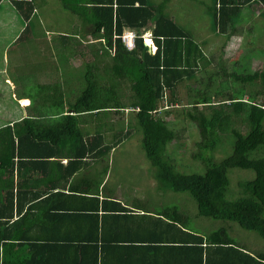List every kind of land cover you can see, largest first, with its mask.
Returning <instances> with one entry per match:
<instances>
[{"label": "trees", "instance_id": "obj_1", "mask_svg": "<svg viewBox=\"0 0 264 264\" xmlns=\"http://www.w3.org/2000/svg\"><path fill=\"white\" fill-rule=\"evenodd\" d=\"M220 1L219 15H215L211 22L213 30L224 33L229 40L240 18L241 8L251 0H238L237 5L232 7H228L225 0ZM260 1L264 4V0ZM13 2L15 7H24L27 12H33L34 2ZM117 2L67 0L71 13L69 23L78 22L79 36L73 32L62 34L61 59L76 54L70 48L77 45L84 47L89 36V30L85 32L84 28L91 26L93 37L101 46H107L113 63L103 66L98 62L85 64L82 74L72 75L68 79L69 82L76 83L75 88L65 84L61 89V86L56 84L38 89L41 101L45 102L44 106L53 101L57 104L55 112L50 108L37 114L28 110L27 117L15 122L13 128L10 125L6 128L8 136L6 139L4 137V144L0 147V191L8 192L6 201L0 202L3 204L0 206V264H85L88 258L92 257L94 261L98 257L97 253L107 251L112 240L107 238L108 230L105 227L102 231L106 216L104 214L102 219L103 213L98 215V209L104 207V212H107L106 207L112 205L119 209V203L100 201L98 193L76 196L59 191L56 194L49 193L46 197L41 192L29 190L30 185L25 183L22 174L28 168L35 170L42 164L41 167L54 166V174L65 173V178H69L79 171L88 154L94 157H108L115 147L114 144H120L131 132L126 129L124 136L117 135L116 132L113 136L117 141L103 144V133L98 132L101 126L99 125L97 132L92 136L85 123L89 116L94 118L100 115V112H104L108 117L112 112H122L126 109L120 102V82L125 80H130L133 92L132 108L136 111L134 129L143 134L142 145L146 158L158 167L154 172L155 180L162 185V189L158 190L188 193L197 204L199 216L221 220V228L210 234L207 242L194 235V243H197L201 257L204 253H225V258L217 261L227 264L236 260L227 257L240 254V261L251 260L256 264H263L264 252H257L258 258L244 253L247 249L239 246L242 244L225 229H234L233 224L237 223L241 229L254 232L264 240V70L255 71L251 68L250 61V74L232 76L234 72L230 75L226 73L223 60L219 59L218 66L222 68L223 76H229L230 81L227 79L220 83H217V80L215 83L213 80L208 82L207 76L200 80L197 72L201 70L202 63L209 65L214 58L212 61L208 60L188 30L169 19L159 21L153 31L157 50L151 54L141 35L145 33L146 25L156 22L153 13L143 7H136L135 1H131L128 6L124 5L122 0ZM162 15L164 16L163 13ZM36 17L39 16L35 15ZM125 28L136 34L135 46L132 49H129L122 39ZM239 64L240 61L236 63L237 66ZM211 75L217 77L218 74L214 71ZM233 77L238 81H234ZM123 78L125 80H122ZM186 80L198 83L190 98L195 99L191 103V110L186 112L187 119L198 128L200 136V139L197 136L194 141L196 149L191 153L199 165L193 168L192 164L188 165L192 168L188 171L192 172L191 174L177 171L166 158L173 154L169 152V146L173 143L178 145L183 161L191 155L190 150H187L186 141L176 140L179 139L178 134L165 119L169 116L168 108L161 111L162 116L155 115L164 103L166 93H169L167 99L171 100L170 103L179 101L175 92L178 85ZM222 86L229 88L222 91ZM247 86L250 90H245ZM77 90L79 92L76 97L74 93ZM23 96L32 99L30 95ZM32 106L33 104H30L27 108ZM173 106L175 105L171 104L169 108ZM1 138L3 141V135ZM230 140L233 142L232 153L217 162L216 155L219 152L225 153L224 146ZM63 158L68 160L67 164L63 163ZM204 168L205 171L201 173ZM231 169L254 173L252 179H248L249 176L246 179L240 178L237 183L233 181L232 175L233 195L239 193L233 200L227 198L230 187L228 172ZM16 185L19 190V205L33 201L34 204L29 209L35 211L31 210L30 213L29 210L24 219L14 221L13 225H10L14 207L8 204L12 205L16 197L13 194ZM236 187L240 192H237ZM76 189L77 187H72L71 192ZM73 198L80 200L74 202ZM170 209L168 207L167 211ZM80 214L88 216L87 222L73 227L68 218H80ZM171 214L176 215L174 211ZM148 218L151 220V217H146ZM61 226L64 227V232ZM89 227H94L99 234L90 235ZM38 229L41 230L35 239L41 243L29 242L33 230ZM144 241L153 240L146 238ZM248 250L253 251L250 248ZM208 262L216 261L209 258Z\"/></svg>", "mask_w": 264, "mask_h": 264}, {"label": "crops", "instance_id": "obj_2", "mask_svg": "<svg viewBox=\"0 0 264 264\" xmlns=\"http://www.w3.org/2000/svg\"><path fill=\"white\" fill-rule=\"evenodd\" d=\"M13 1L14 0H2L0 2V9L4 11L0 14V98L5 99L8 98V94L12 95L13 92L17 95L16 83H21L18 77V73L13 70L14 66L9 58L11 47L16 46L18 48L23 41H29V39H23V35L27 36L28 34H32V36H42L45 34V36H48V32H50L49 30H47V28L41 26L42 21L46 20L47 16L49 19L48 13L47 16L45 14L41 15L39 13L38 24L41 26L39 29L31 28L30 24L32 23V20L35 18V15H38L37 8L34 6L33 12H27L24 7H15V2ZM122 1L126 6L130 5L131 1H135L134 3L136 7H143L144 10H150L153 13L154 21L156 22H150L148 25H146V29L144 30L145 33L142 34L144 37H146V35H151L154 39L153 31L157 26V23L159 21H163L164 18L169 19L179 24L183 29L188 30L192 34V36L196 39L195 41L201 46V49L203 50L207 58L210 59V61H212L211 59L214 58V56L211 58L209 56V53L211 52V50H213V48L205 50L204 47L206 46V41L211 42V40L207 39L212 38L214 35H224V33L213 30L211 22L215 15H219L221 9L220 0ZM225 1L227 2L226 4L228 7L236 6L238 3V0ZM25 2H30V0H25ZM114 2L118 3L117 0H114ZM189 5L194 7L196 10H199V8L201 7V10H203L204 12L203 20H207V22L205 21V26L208 27L210 23V27L212 29L211 32H207L202 35L201 30L200 32H198L199 30L197 28H195L194 26L191 27L187 24L190 22L189 20L194 19L191 17L196 13V10L194 12H189ZM116 6L117 5L115 4L114 8H116ZM256 8H258V11H260L259 13L264 12L263 2L260 0H251L241 8L242 10L240 18L245 11H250V13H253L254 9ZM14 10L18 13H14ZM162 13L164 14V16L162 15ZM18 14L23 15L24 21L20 25H17L16 28H14L13 24L17 21L16 17ZM251 17H253V15H251ZM36 18L38 19V17ZM238 22L236 23V27L238 26ZM185 24L187 25L184 27ZM236 27L234 28V30L236 29ZM229 29L230 28H228V31ZM128 31L132 30L129 28L124 29V33ZM68 32H73L74 35L79 36V32H75V29L73 28L68 29V31H66V33L64 34H67ZM235 32H233L231 38H229V40L225 42L221 50L225 48L227 49L229 46L228 43H232V37H234L233 35H235ZM89 36L93 37L92 32L89 33ZM61 42L62 38L60 39L59 48L61 47ZM90 44L91 42L88 39V41L85 42L84 47L77 45L76 47L70 48V50L76 52L74 56L68 55L69 57L66 59H54V61L52 62V67H54V74L58 76V79L54 80L55 82L51 81V73L49 69L45 76L43 85L54 86L58 84L62 89L65 84L70 81L68 79L72 75L79 76V74H82V69L84 68L85 64L80 66L77 65V67H75L71 60L77 59L80 61L81 56H83L85 53V49ZM145 44L146 43L144 42V45ZM147 50L151 54L155 53L150 49V47H147ZM92 51L93 52L91 54L95 56H101L103 54L102 52L108 53V48L105 44H103L100 49H93ZM206 51H209V53H207ZM97 52H99L100 54L97 55ZM91 63H96V61ZM98 64L101 65L102 63ZM70 67H72L73 70L70 69ZM67 80L68 82H66ZM21 84L26 85L24 84V82ZM13 87H15V89ZM18 99L19 101H22V103L27 104L22 107ZM24 100L26 101L23 102ZM17 104L19 106L17 109L20 116L15 120L8 122L12 128L16 121L23 119L29 115L27 106L32 104V99L28 96H18ZM166 108H168L169 110L168 106H166ZM103 116L106 118H103V121L100 122L102 124L97 123L95 119L89 116L90 118L88 119L87 123H85V127L89 128L91 132L96 133L100 125L101 127L98 132L101 134L103 133V144H111V142L107 141L106 139L108 137L107 132L112 131L111 127L109 126L111 124L109 123V125H107L108 123L106 122V120H108L109 122H113V115L109 114V116L107 117L104 114ZM91 135L93 136V134ZM106 158V156L102 155L94 157L93 155L88 154L84 158L79 171L75 172L73 176L69 178H65V173L59 175L54 174V166L50 167L48 165H43L41 167L42 164H39L38 167L35 166V170H31V168H28L22 174V178L25 179V183L30 185L29 190H32L33 192H41V194L43 196L45 195L46 197L49 193L56 194L59 191H64L66 194L76 196H89L90 194L88 193H98L100 201H114L117 204L119 203L121 205V207H118L119 209H117V206L113 205L106 207L107 212H104V207H99L98 215L101 216L103 213L102 219L104 214L106 216V221H104L105 223L103 225L102 231L105 227V229L108 230L107 238L111 239L112 241L109 242L110 246H108L106 252L103 251L97 253L98 257H96L94 261H92V257L88 258L85 261V264H92L93 262H95L96 264H223V262L217 261V259H224L225 253H222L221 255L212 252L211 254L207 255L203 252L204 256L201 257V251L197 247V243H194V235L202 237L203 242H207L210 234L202 232V224L196 223L195 226L194 220L188 221V217L183 214V208L179 210V207H174L167 211L168 207L163 206L162 204L164 203H162L159 198L155 196L154 198L146 199L143 194L139 192V188H137V190H133L131 187H127L124 190L119 185L114 187L110 186L109 181L111 177L110 172L112 166L110 165V159L106 161ZM67 162L68 160L66 158H63V163L67 164ZM97 163H103V166L97 167ZM72 187H77L75 192H71ZM18 192L19 190L16 185L13 192L16 197L13 199L12 205L8 204L10 207H14V216L13 219L9 221L10 225H13L14 221L24 219L28 215V212L30 210L29 208L34 204L33 201H30L24 205H19L17 200ZM7 194L8 192H5L4 190L0 191V202L6 201V196H8ZM134 194H137L138 196L135 197ZM73 200L74 202H76L75 200L79 201L80 199L73 198ZM1 205L3 204L0 203V206ZM19 207H24V209H20ZM31 210L30 213L35 211L33 209L31 212ZM172 211L176 213L175 216H171ZM80 216L82 217L79 218L77 216L75 218H68V220H70L69 222L72 223V226H79L83 222H87L88 216H84V214H80ZM146 217H151V220L149 218L146 219ZM170 223H174V225ZM89 228L90 235L99 234V232L95 231L96 229L94 227ZM61 229L63 232L65 231L64 227L62 226ZM40 230H33V233L29 238V242L41 243V241L35 239V237L40 233ZM146 238H151L153 241H144V239ZM247 250L244 251V253L249 254L253 258H258V255L256 254L257 252L250 251V253L249 250ZM209 258L210 260H214L216 262H208ZM227 258L236 259L233 262H227V264H256L251 260L240 261L242 259V255L240 254H234L231 257Z\"/></svg>", "mask_w": 264, "mask_h": 264}, {"label": "rangeland", "instance_id": "obj_3", "mask_svg": "<svg viewBox=\"0 0 264 264\" xmlns=\"http://www.w3.org/2000/svg\"><path fill=\"white\" fill-rule=\"evenodd\" d=\"M30 1L35 2L34 6L37 8L38 16L39 13L41 15L45 14L46 16L47 13L49 14V19L47 16V19L42 21L41 26L47 28V30H49L50 32H48V36H45V34L42 36H32V34H28L27 36L23 35V39H29V41H23L18 48L16 46L11 47L9 58L13 63V70L18 73L19 80L21 81V83L24 82V84H26L23 85L21 83H16L17 95H30L32 97L33 106L29 109L27 108V111L29 110V112L37 114L41 113L43 109L50 108V110L52 111L56 110L55 105L57 104L54 103V101L48 103L45 106L43 105L45 102L41 101L39 90L44 86L43 84L45 76L49 69L51 73V81L55 82L54 80L58 79V76L54 74V67H52V62L54 61V59H61L59 48L60 39L62 37V34L66 33V31H68V29H70L71 27L75 29V32H77L78 22L69 23L71 13L68 10L69 6L67 0ZM0 10V14L4 12L2 9ZM195 10L196 9L194 7L189 5V12H194ZM259 12L260 11H258V8H256L254 9L253 13H250V11H245L243 13L242 17L239 19L238 26L233 31L236 32L235 35H233L234 37H232V43H228L229 46L227 49L225 48L221 50L225 42L228 40V37L226 35H214L212 38L207 39L211 40V42L206 41V46L204 48L205 50L213 48L210 53L209 51L206 52L209 53L210 58L214 56V61L210 62L209 65H206L205 62L202 63L201 70L197 72V76L200 80H202L203 78L205 79L206 76L208 78V82L213 80L214 83L217 81V83H220L228 79L229 76H223L224 74L222 73V68L218 66L217 60L219 59L223 60V64L226 67V73H229L230 75L232 72H234L232 76H234V74L239 76L250 74V61L252 63L251 68L255 71L261 72L264 70V12ZM14 13L18 12H15L14 10ZM251 15H253V17H251ZM203 17L204 12L200 7L199 10H196V13L191 17L194 19L189 20L190 22L187 23L191 27L194 26L195 28H197L199 30L198 32H200L201 30L202 35L212 31L210 23L208 27L205 26V21L207 22V20H203ZM16 19L17 21L13 24L14 28H16L17 25L23 23L24 17L23 15L18 14ZM38 22L39 17L38 19L34 18L32 20V23L30 24V27L39 29L41 26L38 24ZM187 24H185L184 27ZM90 27L91 26H86L84 28V31L88 32L89 30V33L92 32L93 28L91 29ZM146 37H149V35H146ZM88 39L90 40L91 44L85 49V53L83 56H81L80 61L77 59L71 60L74 66L77 67V65L80 66L94 61L102 63L101 66L107 63H110L112 65L113 58H111L108 53L102 52L103 54L101 56H95L91 54L93 52V49H100L102 46L100 42L95 38L88 36ZM123 40L124 42H127V39L123 38ZM194 40L196 39L194 38ZM129 41L131 40L128 39V42ZM146 43L149 44V40ZM208 60L210 61V59ZM239 61L240 64L237 66L236 63H238ZM70 69L73 70L72 67H70ZM214 71L217 72V77L216 75H211V73ZM206 72L210 74H204ZM232 79L234 81H238L236 80V77H233ZM122 80H125V78H123ZM228 80L230 81V79ZM129 81L130 80H125L123 82H120V91L122 95V99L120 102L123 104V106H125L126 109L122 112H112L113 122H109L108 120H106V122L108 123L107 125H109V123H112V125H109L112 131L107 132L108 137L106 136L107 141L111 143L117 141V138L113 136L116 135V132H118L117 135L119 134L121 136H124V131L126 129L131 132V135L128 137H124L123 141H121L120 144H114L115 147L110 151V153L108 154L109 156L106 158V161L110 159V165L112 166L109 185L112 187L119 185L124 190L127 187H131L133 190H137V188H139V192L143 194L146 199H150L156 196L161 200L162 203L165 204H162L163 206H167L170 208H174V206H176L177 208L179 207V210L183 208V214L188 217V221L194 220L195 226L196 223L202 224V232L212 234L213 232L221 228V220L217 221L199 216L197 211V204L188 193H177L171 190H158L162 186L161 184L159 185L158 181L154 178V172L156 169H158V167L154 166L146 158L144 154V147L142 145L143 134L140 131H135L134 129V127H136L134 125V116L136 114V111H134L132 108L134 99L132 96L133 92L131 91L130 86L131 83ZM67 84L70 87H76V83L68 82ZM197 84L198 83H195L194 80H186L185 82L180 83L175 92L177 95L176 98H178L179 101L176 103H170L171 100L167 99L169 97V93H166L167 97L163 99L164 103L160 105L158 113L155 114L158 116H162L163 114L161 111H163L166 106L171 107V104L175 105L172 108H169V116H167V118L165 119L167 122H170L169 124L171 128H173V130H175L178 134L179 139L176 138V140L180 142H182L183 140L186 141L187 150H190V154L196 149L194 141L197 140V136L199 135L197 131L198 128L195 125L191 124V122L187 119L186 112L188 110H191V103H193L195 100H190V98L194 94V88L197 86ZM227 87L222 86V91H227ZM13 88L15 89V87ZM245 90H250V88L247 86ZM78 92L79 90L75 91L74 93L76 97ZM17 95L13 92L12 95L8 94V98L6 99L0 98V132L2 133L0 134V147L4 144V140L8 136V132H6L7 126L10 125L8 122L15 120L20 116L17 109L19 107L17 104ZM58 96L59 94L57 95V97ZM25 101L26 100H24L23 102ZM19 103L20 105H22V107L27 104L22 103V101H19ZM176 105L178 107H176ZM103 113L104 112H100V115L95 116L93 119H95L97 123H100L101 121H103V118H106L103 116ZM178 113H180L181 115H178ZM238 121L239 125L244 129L243 124L240 122V120ZM91 134L94 133L91 132ZM2 135L3 141L1 138ZM231 141L232 140H230V142H228L224 146L225 153L219 152L216 155L215 159L217 162H220L223 158L232 153L233 142ZM178 149L179 147L176 143L171 144L169 146V152L173 154L170 158L168 156L166 158L176 167L177 171L191 174L192 172L188 171H191L193 167L198 166L199 163L196 162V160L192 157V154L187 157V160L183 161V157L180 155V150ZM189 164H192V168L188 166ZM96 166H103V163H97ZM204 171L205 168L201 173H203ZM228 175L230 177V187L227 195V198L229 200H233L239 195V193L236 196L233 195L234 184L232 182V175L233 181L236 183L240 178L246 179L249 176L248 179H252L254 177V173L252 171L239 169L229 170ZM236 190L237 192H240L238 187H236ZM134 196L137 197L138 195L134 194ZM233 225L234 229L233 227H228L225 230H227L230 236L237 239V242L239 244H242L239 246H242V248L245 247L247 249L250 248L254 252H264V240L259 235L254 232L241 229L237 223H234Z\"/></svg>", "mask_w": 264, "mask_h": 264}, {"label": "built area", "instance_id": "obj_4", "mask_svg": "<svg viewBox=\"0 0 264 264\" xmlns=\"http://www.w3.org/2000/svg\"><path fill=\"white\" fill-rule=\"evenodd\" d=\"M126 36H130V37H126ZM125 38L127 39V42H125L126 46L129 48V49H132L134 48L135 46V38H136V35H135V32L133 31H128V32H125L122 36V39ZM149 38V39H147ZM151 37H144V42L146 43L148 40H149V44L147 45H153V42L150 40ZM128 39H130L131 41L128 42ZM124 41V40H123ZM129 43V44H128Z\"/></svg>", "mask_w": 264, "mask_h": 264}, {"label": "clouds", "instance_id": "obj_5", "mask_svg": "<svg viewBox=\"0 0 264 264\" xmlns=\"http://www.w3.org/2000/svg\"><path fill=\"white\" fill-rule=\"evenodd\" d=\"M149 34V33H148ZM136 35V34H135ZM149 37H151L150 38V40L153 42V45H147V43L145 44V46L146 47H150V49L152 50V51H154V52H156V50H157V47H156V45H155V41H154V39H153V37L151 36V35H149ZM141 38H143V41H144V36L143 35H141ZM149 39V38H148ZM167 109V108H166Z\"/></svg>", "mask_w": 264, "mask_h": 264}]
</instances>
